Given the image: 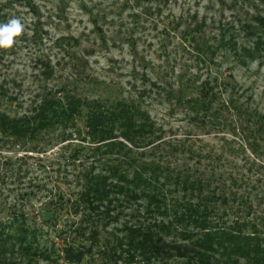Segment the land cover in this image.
Returning <instances> with one entry per match:
<instances>
[{"label":"rangeland","instance_id":"rangeland-1","mask_svg":"<svg viewBox=\"0 0 264 264\" xmlns=\"http://www.w3.org/2000/svg\"><path fill=\"white\" fill-rule=\"evenodd\" d=\"M13 21L22 31L10 47H0V116L29 117L45 96L54 98L56 110L78 101L93 114H112L118 100L134 105L153 124L144 145H162L145 153V163L199 181L205 191L220 188L219 196L248 195L249 219L264 240V0H0V27ZM210 79L216 102L207 114H195L179 90L196 95ZM78 112L42 133L44 155H25L26 145L0 132V217L6 218L0 264L187 263L185 256L144 251L143 235L132 242L131 229L165 219L146 216L144 202L109 190L113 170H127L116 161L127 159L105 146L134 147L122 137L105 140L109 155L99 165L94 155L104 150ZM113 128L114 136L124 131L122 122ZM169 147L178 156L161 159ZM85 176L108 178L99 182L107 187L95 212L100 221L81 199ZM52 197L58 213L67 212L44 223L40 202ZM237 201L220 208L229 225L240 210L246 214Z\"/></svg>","mask_w":264,"mask_h":264},{"label":"trees","instance_id":"trees-1","mask_svg":"<svg viewBox=\"0 0 264 264\" xmlns=\"http://www.w3.org/2000/svg\"><path fill=\"white\" fill-rule=\"evenodd\" d=\"M208 50L210 51L211 49L208 48ZM210 54L213 56V53ZM224 85L230 84L224 83ZM195 93L196 95L192 91L191 94L193 96H186L184 87H182L179 90V98L195 114H207L210 112L211 106L218 97L215 94V80L210 79V81L201 84L199 90ZM114 103H116L117 107L111 110L112 114L108 112L106 115L93 114L89 112L90 108L80 104L78 101L72 102L68 108L66 106V108L62 107L56 110L54 98L45 96L41 105L29 113L31 114L29 117L9 119L5 116H0V132L3 137H13L14 142L18 145H26L23 147L25 155L28 153L33 154V152L37 155H44L45 152L41 151L40 148L41 144H44L42 133L48 132L54 125L67 123V121L73 119V116L77 114L76 112L80 111L83 122L86 125L85 129L92 133L94 142L99 144L102 149L106 145L103 144L105 140H116L120 137L134 147L133 149H128L123 143L116 141L105 146L108 149H119L117 154H115L116 157L119 158L125 153L124 158L127 159L126 162H122V160L116 161V165L119 168L126 166L127 170L121 172L122 169H114L112 175L116 177L114 179L116 182L111 184L112 186L108 189H114L117 196L124 198L128 202L131 199V202H144L146 204L144 207L146 216L156 214L159 218L165 219V222L151 223L147 227H143V229L136 230L137 232L131 229L129 235L133 243L135 239L143 235L145 238V245H142L144 251L157 252L159 254L165 252L169 255L173 253L171 258L175 255L185 256L189 260L185 264H264V240L259 231V224L254 222L255 220H250L249 212L252 210V206L249 202V196L240 195L239 193L233 194L227 191L226 195L219 196L218 190L220 188L214 191H205L199 181L191 182L188 176L176 174L161 164L145 163L143 158L148 157L145 153L154 154L162 146L144 145L147 140L145 138L146 134L148 131L153 130L151 126L153 124L147 122L134 105L121 103L120 100ZM231 105H233L232 102ZM48 113H51L52 118L49 117ZM117 122H122L124 131L118 136H114L115 128H113V125ZM109 127L112 128L110 129ZM136 136H138V139H136ZM3 142L1 141V143ZM15 143H12V145H17ZM142 147L147 148L148 152L139 153L135 151ZM96 148L100 149L99 147ZM177 153V149L169 147L162 153L161 159L165 157L174 158L178 156ZM108 155L109 151L104 150L102 156L101 154L98 155V153L94 156L100 165L102 164L101 159ZM28 157L29 155L24 159ZM141 159L143 162L140 161ZM204 159L207 160L208 157L201 158V160ZM196 175L198 176V174ZM212 176L213 174L208 179H212ZM85 177L89 185L86 187L88 189H85L81 199L90 204L85 203L86 207L90 208V215L92 216L93 213L96 219L100 221V213L95 214V212L100 209V198L104 195L107 187H103L99 182L105 181L106 184L108 178L105 176L104 179L96 178L94 180L91 177ZM234 179L231 178L230 181H236ZM53 197L57 198V196ZM53 197L45 203L40 202L37 214L41 216V220L44 223L51 219H60L67 212L66 208L62 213H58L59 210L53 204ZM237 199H240L241 206L246 208V214H244L243 210H240L236 214V221L229 225V222L224 221L226 212L220 214V208L229 203H237ZM91 206L93 209H91ZM224 210L226 211L227 208ZM228 210L231 209L229 208ZM32 212L35 213V209ZM4 219L6 218L0 217L1 221ZM192 231H198V236L194 232L191 233ZM175 240L187 244L182 243L183 245H179ZM167 241L171 242L168 243ZM138 246L134 245V247ZM2 247L0 246V255H3L5 250ZM34 253L36 256L38 255L39 259H45L42 250ZM147 260L149 261V257H147Z\"/></svg>","mask_w":264,"mask_h":264},{"label":"clouds","instance_id":"clouds-1","mask_svg":"<svg viewBox=\"0 0 264 264\" xmlns=\"http://www.w3.org/2000/svg\"><path fill=\"white\" fill-rule=\"evenodd\" d=\"M22 31L18 21H13L10 26L0 27V47H10L13 38Z\"/></svg>","mask_w":264,"mask_h":264}]
</instances>
